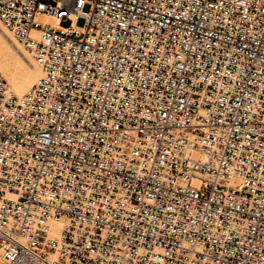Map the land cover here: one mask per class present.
I'll list each match as a JSON object with an SVG mask.
<instances>
[{
  "label": "built area",
  "instance_id": "2783aa9c",
  "mask_svg": "<svg viewBox=\"0 0 264 264\" xmlns=\"http://www.w3.org/2000/svg\"><path fill=\"white\" fill-rule=\"evenodd\" d=\"M0 21L41 70L23 95L0 71V264H264V0Z\"/></svg>",
  "mask_w": 264,
  "mask_h": 264
},
{
  "label": "bare ground",
  "instance_id": "6f19581e",
  "mask_svg": "<svg viewBox=\"0 0 264 264\" xmlns=\"http://www.w3.org/2000/svg\"><path fill=\"white\" fill-rule=\"evenodd\" d=\"M40 21L58 26V22L53 21L50 17H41ZM7 36L10 38V40L12 39L13 41H16L14 40L13 35L0 21V69L8 77L11 83V90L17 95H22L27 92L41 77V70L36 62H32V68L26 69L27 63L15 51V48L21 49V46L18 44V42H10L7 39ZM20 69L25 71L24 77L21 79L16 76V73ZM63 223L64 221L60 220L52 224L55 234L59 232Z\"/></svg>",
  "mask_w": 264,
  "mask_h": 264
},
{
  "label": "rangeland",
  "instance_id": "374dc122",
  "mask_svg": "<svg viewBox=\"0 0 264 264\" xmlns=\"http://www.w3.org/2000/svg\"><path fill=\"white\" fill-rule=\"evenodd\" d=\"M14 38V37H13ZM7 39L10 41V42H12V43H14V42H17V41H13L12 39L10 40V38H8V36H7ZM15 40V39H14ZM19 44V43H18ZM20 46H21V49H16L15 48V51L19 54V56H21L24 60H25V62L27 63V65H26V69H29V68H32V62L34 63L35 61H34V59L28 54V52L26 51V49L21 45V44H19ZM27 59V60H26ZM31 60V61H30ZM31 63V64H30ZM0 71H1V73L3 74V76H4V78L7 80V82L9 83V86L11 87V83H10V81H9V79H8V77L2 72V70L0 69ZM24 70H19L17 73H16V76L19 78V79H21V78H23L24 77ZM26 93V92H25ZM23 95V94H22Z\"/></svg>",
  "mask_w": 264,
  "mask_h": 264
}]
</instances>
